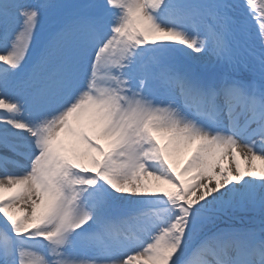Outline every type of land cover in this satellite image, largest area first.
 <instances>
[{
    "label": "rangeland",
    "instance_id": "1",
    "mask_svg": "<svg viewBox=\"0 0 264 264\" xmlns=\"http://www.w3.org/2000/svg\"><path fill=\"white\" fill-rule=\"evenodd\" d=\"M168 1L162 0L159 9L147 13L142 0H0V59L6 60L9 67L4 79L12 78V83L16 79L26 81L29 75L36 76L34 68L37 67L42 70L38 78L49 75V69L65 61V53L55 51V45L68 34L71 46L77 45L83 36L80 27L89 19L100 33L106 30L113 33L110 52L119 56L113 79L119 90L116 100L105 110L97 104L98 116H93V126L85 140L78 137L77 143L66 141L57 148L56 155L63 169L54 179L51 197L44 199L32 213L17 217L3 211L9 199L0 205L1 223L19 221L27 230L10 236L5 231L0 232V264L7 250L12 264H112L97 253L94 241L75 231L85 228L89 234L101 216L109 214L136 211L139 222L145 225V216L152 222L156 212L153 209L157 208L165 220L162 226L150 232L151 239L146 236L145 242L136 247L133 260L125 259L130 264H147L148 260L153 264H171L176 261L171 258L174 251L182 255L181 250L194 246L210 230L216 233L222 228L233 234V224L244 221L243 214L238 217L235 213H244L249 220L253 215L255 218L261 215L264 221V210L258 208L259 204L264 207V174L260 172L246 175L240 180L238 190L231 180L230 196L218 205L185 197L179 179L181 172L203 164L194 160L197 148L190 144L196 120L176 100L177 59L181 55L186 62L196 63L200 68L208 69L216 64L215 69L229 70L237 58L230 57L232 54L222 47L225 26L213 21L215 11L207 10L197 29L195 24L185 25L181 16L173 15L168 10ZM173 28L180 29L182 36L168 37L179 49V54L171 57V67L167 60L163 61V54L153 55L149 49V59L137 62L138 50L147 47L143 36H159V32ZM72 32L80 34L71 35ZM28 46L33 50H26ZM243 51V46L238 48L234 44L232 52L237 57H246ZM76 53L73 49L71 55L75 57ZM222 53L227 57L223 58ZM46 59L48 61L43 63ZM79 63L75 62L74 66ZM204 68L200 70L205 72ZM14 86H18L16 82ZM148 139L152 140L151 145ZM222 146L226 148L228 141L224 140ZM96 167L98 170L93 173L91 170ZM79 174L90 181L94 193L90 197L73 194L78 191ZM69 192L75 198L72 202L67 201ZM235 198L248 202L245 207L237 203L235 206ZM172 201L182 203L172 205ZM227 204L230 210L224 213ZM222 218L230 221L229 227H220L218 222ZM191 229L197 233L189 234ZM158 231L159 235H155ZM232 236L224 239L225 247L221 251L226 261L239 259L240 264H248L250 251L254 250L259 261L256 264H264V244H250L246 253L235 254ZM248 237L252 238V243L256 239ZM211 243L216 246L210 239L202 242L200 248L207 250L212 247ZM39 244L49 247L47 257H41ZM122 246L129 248L127 242ZM89 254L95 257L92 259ZM117 256L120 261L126 254ZM192 258L185 261L199 264L203 260L198 251ZM176 259H180L177 254Z\"/></svg>",
    "mask_w": 264,
    "mask_h": 264
},
{
    "label": "bare ground",
    "instance_id": "2",
    "mask_svg": "<svg viewBox=\"0 0 264 264\" xmlns=\"http://www.w3.org/2000/svg\"><path fill=\"white\" fill-rule=\"evenodd\" d=\"M144 2L147 13L153 12L161 4V0ZM92 26L88 21L81 32L83 36L74 47L71 46L69 35L61 38L55 45V51L64 52L65 61L49 69V75L45 74L42 79L38 76L29 78L27 84L16 90L0 88V163L6 165L0 166V204L9 199V205L3 210L7 215L17 217L32 213L42 205L44 198L50 193L48 178L51 179L62 170L61 164L55 166L54 151L66 141L77 143L78 137L83 139L88 135L93 126V116H98V100L102 109L108 108V104L112 102V95L116 90L111 84L108 88L105 87L115 69L112 65L118 64L116 60L108 58L112 34L106 33L108 42L101 49L93 46L89 68L81 67L80 73L73 71L74 63L82 62L83 52L91 46L92 38L96 34ZM75 34L74 32L71 35ZM99 36L97 34L95 40ZM73 49L77 52L75 57L71 55ZM92 63L95 67H92ZM98 65L100 69L105 67V71H99ZM92 79H95L99 86H104V95H84L83 83H86L88 89L87 83ZM39 84L41 86L34 91L33 88ZM226 91L227 89L222 87L219 93ZM252 103L254 99L249 90L247 106ZM256 106L249 107L248 110L257 109L256 112L260 113L262 110ZM238 111L246 110L242 108ZM257 123L258 119L249 118L246 130L252 128V131L247 133L250 135L256 132L252 138L256 136L259 139L264 132H259ZM246 124L247 122L243 125ZM243 125L237 128L242 130ZM200 129L201 132L197 135L193 132L190 144L197 148L194 160L198 159L203 166L197 164L196 167H188V170L181 172L180 180L184 185L185 197L196 202L218 205L230 196L231 180L233 187L238 190L240 180L246 175L258 172L264 174V159L260 156H264V144L262 150L258 146L255 147L254 143L242 145L231 141L224 148L222 143L227 140L224 134L205 135L203 128ZM246 130L243 132L246 133ZM47 156L49 159L44 163ZM41 173L45 174V177L38 178ZM9 254L7 250L5 260L9 258ZM147 264L153 262L148 260Z\"/></svg>",
    "mask_w": 264,
    "mask_h": 264
},
{
    "label": "trees",
    "instance_id": "3",
    "mask_svg": "<svg viewBox=\"0 0 264 264\" xmlns=\"http://www.w3.org/2000/svg\"><path fill=\"white\" fill-rule=\"evenodd\" d=\"M226 2H228V6H229V11L233 14L236 13V3L233 1V0H225ZM196 4H199L198 3V0H185L184 2V7L185 8H190L192 5H196ZM234 16V15H233Z\"/></svg>",
    "mask_w": 264,
    "mask_h": 264
}]
</instances>
